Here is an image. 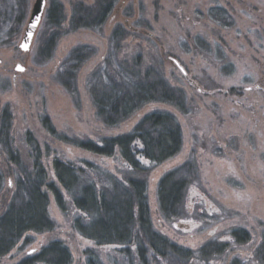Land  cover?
Wrapping results in <instances>:
<instances>
[{"label":"rangeland","instance_id":"1","mask_svg":"<svg viewBox=\"0 0 264 264\" xmlns=\"http://www.w3.org/2000/svg\"><path fill=\"white\" fill-rule=\"evenodd\" d=\"M27 1L21 34L13 44L0 47V128L10 115V137L22 159L30 160L26 140L30 132L50 173L53 159L60 158L95 174L97 170L89 168L88 162L121 179L145 178L154 225L170 239L194 250L209 241L228 244L220 257L195 258L190 264H230L235 257L244 264H260L254 255L264 236V0H122L101 30H71L67 20L50 59L40 54L52 33L46 25L51 0L31 49L19 48L35 0ZM59 1L68 18L74 4H94V0ZM218 6L227 7L233 26H223L210 15L211 8ZM118 23L125 25L126 34L115 43L116 49L111 40ZM84 45L93 53L78 72V89L73 94L63 85L59 68L74 49ZM110 51L119 61L132 64L137 59L142 70H159L186 93L187 112L166 104L152 106L177 115L184 138L181 152L142 174L134 175L119 154L105 157L79 146L80 141L98 143L127 130L141 114L115 127L105 125L96 114L87 82L92 72L105 66ZM19 63L25 71L15 70ZM226 65L232 71L225 70ZM44 117L56 134L44 127ZM5 161L0 147V168L6 171L3 184L13 187L16 173L7 171L10 166ZM188 161L197 172L186 196L185 215L169 222L157 203L158 176ZM50 198L49 212L57 228L38 235L13 257L0 258V264L17 263L55 239L71 247L73 264H85L84 252L89 248L96 249L105 264L121 262L118 247L99 246L80 237L72 228L76 210L70 206L72 211L66 215L52 194ZM237 228L248 231L251 241L238 243L231 235Z\"/></svg>","mask_w":264,"mask_h":264},{"label":"trees","instance_id":"2","mask_svg":"<svg viewBox=\"0 0 264 264\" xmlns=\"http://www.w3.org/2000/svg\"><path fill=\"white\" fill-rule=\"evenodd\" d=\"M27 2L0 0V47L13 44L21 34L27 16ZM120 2L122 0H94L92 6L79 2L74 4L68 18L63 3L51 0L46 25L52 33L46 36L40 55L43 54L44 59L53 56L62 25L67 20L71 30H101ZM210 15L223 26L234 25L225 6L211 8ZM124 26L118 23L113 31L111 46L116 49L115 43L125 37ZM92 53L93 50L84 45L74 49L60 65L61 81L73 94L78 89V72ZM105 62L104 67L92 72L87 82L97 116L105 125L115 127L141 114L127 130L103 137L98 143L80 141L79 146L105 157L119 154L134 175L166 164L181 152L183 130L174 112L152 106L166 104L180 113L187 112L185 91L170 83L157 69L150 67L142 70L137 59L132 64L119 61L116 54L110 51ZM224 69H228L227 65ZM43 125L49 133L56 134L47 117L43 118ZM10 129L11 116L7 115L0 128V147L6 156V165L10 166L7 171L13 169L16 174L13 187L5 188L6 171L0 168V258L13 257L38 235L57 228V222L49 212L50 194L66 215L72 211L70 206L76 210L72 228L80 237L99 246L118 247L117 252L121 255L118 264H190L195 258H218L228 250L227 243L218 241L206 242L194 250L173 241L159 230L153 222L145 178L121 179L88 162L89 168L97 170L95 174L60 158L53 159V171L50 173L33 135L27 133L31 154L30 160L24 161L13 146ZM196 172L194 163L188 161L159 174L157 203L165 220L172 222L185 215L186 196ZM231 235L238 243H248L252 238L248 231L240 228L231 231ZM84 255L85 264H105L96 249L89 248ZM254 257L264 264V236L256 247ZM73 262L71 247L65 241L55 239L14 264ZM230 264L244 263L235 257Z\"/></svg>","mask_w":264,"mask_h":264},{"label":"water","instance_id":"3","mask_svg":"<svg viewBox=\"0 0 264 264\" xmlns=\"http://www.w3.org/2000/svg\"><path fill=\"white\" fill-rule=\"evenodd\" d=\"M46 9H47V0L34 1L27 25L23 33L22 40L19 44V48L23 52H27L31 49L36 32L43 20ZM15 70L17 72H23L25 71V66L19 63L15 66Z\"/></svg>","mask_w":264,"mask_h":264},{"label":"flooded vegetation","instance_id":"4","mask_svg":"<svg viewBox=\"0 0 264 264\" xmlns=\"http://www.w3.org/2000/svg\"><path fill=\"white\" fill-rule=\"evenodd\" d=\"M126 17V16H125ZM226 92V91H225Z\"/></svg>","mask_w":264,"mask_h":264},{"label":"snow or ice","instance_id":"5","mask_svg":"<svg viewBox=\"0 0 264 264\" xmlns=\"http://www.w3.org/2000/svg\"><path fill=\"white\" fill-rule=\"evenodd\" d=\"M38 19V18H37ZM22 70V69H21Z\"/></svg>","mask_w":264,"mask_h":264}]
</instances>
